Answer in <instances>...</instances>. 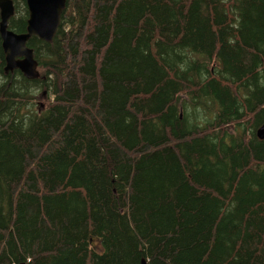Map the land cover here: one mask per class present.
Here are the masks:
<instances>
[{
  "label": "trees",
  "instance_id": "obj_1",
  "mask_svg": "<svg viewBox=\"0 0 264 264\" xmlns=\"http://www.w3.org/2000/svg\"><path fill=\"white\" fill-rule=\"evenodd\" d=\"M28 46L35 79L0 37V264H264V0H67Z\"/></svg>",
  "mask_w": 264,
  "mask_h": 264
},
{
  "label": "water",
  "instance_id": "obj_2",
  "mask_svg": "<svg viewBox=\"0 0 264 264\" xmlns=\"http://www.w3.org/2000/svg\"><path fill=\"white\" fill-rule=\"evenodd\" d=\"M26 4L29 10L27 29L17 33L9 29V20L16 12L14 0H0V37L5 53L6 72L20 69L27 78L35 79L40 76L39 62L33 48L28 46V40L35 35L46 42H53L67 7V0H26ZM257 136L264 139V124L258 128ZM141 264L150 263L143 258Z\"/></svg>",
  "mask_w": 264,
  "mask_h": 264
},
{
  "label": "rangeland",
  "instance_id": "obj_3",
  "mask_svg": "<svg viewBox=\"0 0 264 264\" xmlns=\"http://www.w3.org/2000/svg\"><path fill=\"white\" fill-rule=\"evenodd\" d=\"M41 102V101H40ZM42 104V103H41Z\"/></svg>",
  "mask_w": 264,
  "mask_h": 264
}]
</instances>
